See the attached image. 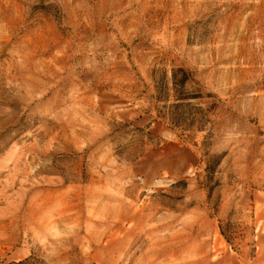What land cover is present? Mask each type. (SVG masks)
<instances>
[{
	"label": "rangeland",
	"instance_id": "374dc122",
	"mask_svg": "<svg viewBox=\"0 0 264 264\" xmlns=\"http://www.w3.org/2000/svg\"><path fill=\"white\" fill-rule=\"evenodd\" d=\"M0 264H264V0H0Z\"/></svg>",
	"mask_w": 264,
	"mask_h": 264
},
{
	"label": "trees",
	"instance_id": "16d2710c",
	"mask_svg": "<svg viewBox=\"0 0 264 264\" xmlns=\"http://www.w3.org/2000/svg\"><path fill=\"white\" fill-rule=\"evenodd\" d=\"M191 76L187 72V70L183 67H179L177 69H173V72L170 76V81L172 83V87L175 91H179L180 94L177 97L179 100L178 102L170 103V104H163L161 107L156 106L157 115L162 117L163 119H167L171 126L176 127L180 125V116L175 112V108H180L181 106H184L186 103H184L181 100H184L189 97H198L200 94L189 91L186 89V85L191 81ZM168 86H165L167 88ZM162 88L161 86H158V94L155 95L156 101H160L165 99L166 101L169 99L168 97L163 98L164 95L162 94Z\"/></svg>",
	"mask_w": 264,
	"mask_h": 264
}]
</instances>
